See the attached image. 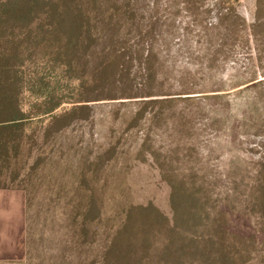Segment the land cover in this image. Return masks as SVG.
<instances>
[{
	"label": "trees",
	"instance_id": "obj_1",
	"mask_svg": "<svg viewBox=\"0 0 264 264\" xmlns=\"http://www.w3.org/2000/svg\"><path fill=\"white\" fill-rule=\"evenodd\" d=\"M256 3L261 12L264 0ZM176 15L140 0H0V264L26 260L32 238L60 247L62 264L71 255L77 264H264V149L252 176L226 174L223 194L201 173L199 126L205 119L218 129L227 115L194 111L180 96L193 94L196 81L174 73L168 59L174 43L191 35ZM236 23L232 9L202 28L215 53L206 67L237 37ZM251 31L252 62L264 76V16ZM103 101L138 109L108 115L107 142L88 155L85 138L95 134ZM257 117H246L244 127L264 141ZM80 123L86 134L73 129ZM72 135L84 147L74 146L77 166L60 171V146ZM38 138L52 149L40 148L25 171ZM136 163L149 164L167 185L166 211L128 203L109 184V171ZM27 197L37 202L33 214Z\"/></svg>",
	"mask_w": 264,
	"mask_h": 264
},
{
	"label": "rangeland",
	"instance_id": "obj_2",
	"mask_svg": "<svg viewBox=\"0 0 264 264\" xmlns=\"http://www.w3.org/2000/svg\"><path fill=\"white\" fill-rule=\"evenodd\" d=\"M256 1L140 0V6H152L153 9L160 12L161 16L167 17L177 14L172 17L176 19V26L180 27L181 30H190L189 39L185 40L184 43H179L177 40L173 45L172 54L168 57V59H171L172 69H175L174 73L179 75L183 73L181 76L186 77L185 74L189 72L190 77L196 81V87L191 92H194L193 94L180 96L190 98L187 100L194 102L190 108L194 111L202 112L204 115H216L214 112H217V115L221 117L222 114L227 115L225 124L220 125L218 129H214L207 124L205 119L202 125L199 126L200 130L202 129L199 140L202 147L200 148V157L204 163L201 173L210 174V184L218 190L216 194L222 193L229 187L230 182L226 179V174L234 172L239 176L243 174L252 176L257 163L263 156L264 141L262 136L254 130L246 131L243 122L246 117H250V114L252 117H256L257 120V116L264 119V76L259 75V71L255 72L257 67L252 62L255 48L251 27L258 16H264V8L262 7L261 12L258 11ZM232 9L236 12L238 35L233 38V41L223 44V52L218 55L219 62L211 70L206 65H209V60L214 57L215 53L209 48L208 37L206 35L199 36L200 31L206 25L209 26L216 21L219 11L226 13V11ZM196 16L197 20L193 18ZM173 78L175 84H178L175 81L177 77L174 76ZM260 83H262L261 86L254 87ZM218 96L221 98L213 99ZM118 102H100V104H105L107 107L99 110L96 114L97 128L95 134L85 138L84 146L88 155L96 153L101 146L106 144L107 141L103 143L104 137L102 136L104 132L109 133L111 128L108 115L113 114L114 110H118L117 113L123 116L132 114L138 109L133 103L127 104V106H111ZM258 108L260 111H257ZM83 124L80 123L77 127H73L79 135L86 134L88 131V125ZM118 129L119 127L116 128V130ZM233 134L236 135L235 138L237 139H234ZM72 136L73 139L66 138L60 146V150H63L64 154V165L66 164V167L58 165L60 171L71 169L73 166L76 167L79 156H75L73 150L75 147L76 150L84 147L80 146V139L76 138V135ZM89 137L93 139L90 140ZM87 142L89 144H86ZM46 145L42 144L40 138L37 139L32 158L28 164H25V171L28 170L40 148H45L50 152L52 146ZM62 162L63 159L60 160V163ZM45 166L46 162L42 167L45 168ZM120 175L124 176L122 177L123 180L117 181L115 178ZM107 176L110 179L109 184L111 186L122 188L125 194L124 198L128 203L147 204L152 202L161 210L166 211L167 185L160 180L154 168L149 164L136 163L131 169L120 172L116 169L109 171ZM21 184L20 181L14 188L21 187ZM117 191L121 190L118 189ZM47 192L44 191V194H47ZM27 199L32 206L31 213L33 214L36 212L37 202L31 204L30 197H27ZM61 204L60 201L56 202L55 205L62 206ZM55 216L60 217V212L53 213L54 218H56ZM46 234L48 233L46 232ZM46 240L39 243L36 238H32L35 245L33 251L27 253L26 260L18 261L15 264H62V259L58 255L60 247L55 250L56 248L49 240L48 247H45ZM22 252L23 244L20 246L18 255L20 256ZM75 262H77L76 256L71 255L67 264H77Z\"/></svg>",
	"mask_w": 264,
	"mask_h": 264
}]
</instances>
